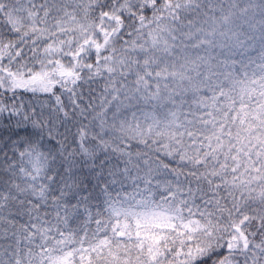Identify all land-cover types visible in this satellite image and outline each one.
Returning <instances> with one entry per match:
<instances>
[{
	"label": "snow or ice",
	"instance_id": "obj_1",
	"mask_svg": "<svg viewBox=\"0 0 264 264\" xmlns=\"http://www.w3.org/2000/svg\"><path fill=\"white\" fill-rule=\"evenodd\" d=\"M0 264H264V0H0Z\"/></svg>",
	"mask_w": 264,
	"mask_h": 264
}]
</instances>
